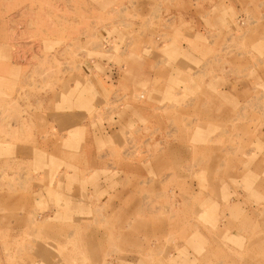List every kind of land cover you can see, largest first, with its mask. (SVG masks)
I'll list each match as a JSON object with an SVG mask.
<instances>
[{
  "label": "rangeland",
  "instance_id": "rangeland-1",
  "mask_svg": "<svg viewBox=\"0 0 264 264\" xmlns=\"http://www.w3.org/2000/svg\"><path fill=\"white\" fill-rule=\"evenodd\" d=\"M201 1L0 0V191L9 185L0 197V264H264V0L205 13L209 33L178 17ZM101 43L117 61L155 53L182 75L161 87L139 81L130 101L143 106L154 95L163 113L153 124L132 112L138 121L118 128L120 144L93 147L100 162L81 157L74 131H61L72 139L63 142L68 156L53 154L56 144L37 137L55 131L33 129L19 95L37 97L40 124L50 113L42 102L56 92L62 105L87 99L90 119L101 121L95 91L57 87L78 72L76 62L101 58ZM118 73L107 72V81ZM196 75L225 83L230 114L222 113L224 95L208 104L216 112L198 106ZM111 105L110 120L119 101ZM20 133L38 153L33 162L14 158ZM13 158L19 166L9 172ZM152 158L151 174L144 169ZM98 167L108 177H97Z\"/></svg>",
  "mask_w": 264,
  "mask_h": 264
},
{
  "label": "crops",
  "instance_id": "crops-1",
  "mask_svg": "<svg viewBox=\"0 0 264 264\" xmlns=\"http://www.w3.org/2000/svg\"><path fill=\"white\" fill-rule=\"evenodd\" d=\"M222 3H223V6L226 7V11L228 10L227 11L228 13H231V12L234 13L232 10V0H210V1L207 0V1L198 2L196 5L194 3L193 5L195 7L193 11L185 10L178 17L182 18L185 22H191L192 24H195V23L198 24L200 26V29H203L205 33H209L211 29L209 28V26L208 27L206 26V23L204 19L202 18L203 17L205 18V13H212V11L216 7L218 6L222 7ZM229 4H231V6ZM206 5L208 6L207 8L208 10L203 11L204 6ZM195 30L198 31L197 28H195ZM191 31L193 32V30ZM166 35L169 38L171 33L167 32ZM99 39L102 40L101 38ZM101 44H102L101 48L97 49V52L95 53H97L98 56L101 57L102 59L99 58L98 60H95V61L84 59L82 60L81 64H78L76 62L77 65L75 64V62H70L68 63V66L79 67L78 72H74V70L71 69L67 72L66 75L64 76L62 75L60 79L57 80L59 81V84L57 85L58 88H62L63 84L64 86H70V88L73 87L74 85H78L79 87H88L91 89L92 92L95 91L96 99L99 101L97 105V109L100 112L102 111L101 116H100L102 118L101 121L90 119L88 115L89 107H87L88 106L87 99L81 98L80 102L75 103L74 100L68 97L65 104L62 105L60 101V97L57 95V92H56L55 96L52 93L50 94L47 104L45 102H42V105L44 106L47 105V107L50 108L49 109L50 113L48 117L47 115L43 116V117L46 116L45 117L46 122H43L42 124H40L38 122H42V120L37 122L38 117L41 116L40 113H37L39 111L38 110L39 102L36 103L37 97H32V96L30 97L29 94L28 95L23 94L22 96L19 95V99L21 100L19 101L21 103L26 101L25 108H31L29 112L30 114L29 118H31L32 122H34L33 129L39 130L38 128L44 125L45 127L41 129L42 134H43V131H45L44 128L47 129L46 131H49L51 129L55 131V133L53 134V137L51 134H47L48 136L44 137L42 135L38 136V134L36 133V135L39 137V138L37 137V139L42 140L41 141L42 145H47L49 147H53V146L55 147V144H56V148L54 149L48 148L52 150L50 152L51 153L53 152V154L56 153L57 155L60 154V155L68 156L67 154H69V151H67V149L63 147V142H64V139L66 138H68L69 141H72V139L70 138L71 134L69 131H74L77 133L79 140H80L79 154L81 153V157L83 155L85 157L84 159H87L90 162L93 160H95L96 162H100L101 159L99 158L97 153H94L93 147L95 148L97 145L100 144V142H103L105 144L106 142H108L107 141L108 139H111V141L113 140L112 144L114 145H116L117 142H119L120 144L121 139L118 138V135H117V133L119 132L118 128L121 126L125 128L126 124L130 122L138 121L137 118L134 117L132 112L138 115H141V114L147 115L148 117H150L151 123L153 124H155L154 122H156V120L153 118L152 115L157 114L158 110H161L160 112L163 113V109H162L163 106L158 107V105H156L157 101L155 100L154 95L153 96L151 95L152 101L144 102L143 106L130 101L131 99L129 97H131V92L135 89V87H137V85H142L140 84L139 81L140 80L145 81L144 85L146 87H153V85L154 87L158 85H160L161 87V85L167 86L170 80L173 81V79L175 80V78H179L182 75V74H179L178 77H175L174 70L170 69V67L174 66V64L169 63L167 60L158 57L154 52H153L154 55H151L148 57H142L140 62L133 63L131 62V60L133 59V57H131L132 54H128L129 53L128 51L127 54L129 55V60L124 62V58L120 56V58H123V59H120L119 61H117L116 53L112 50L108 52V47L107 46L104 47L105 45L103 43ZM142 49L143 48H141V50ZM106 57L110 59H105ZM69 61L71 60L69 59ZM117 63H119V65ZM122 65L124 66L119 67ZM116 69L119 70V73H118L119 77H117V79H115L113 83L108 82L106 78V73L111 70H116ZM122 69H124V72L121 73ZM198 78H199V75H196L194 79L195 87L198 86V92H199L196 98L198 106L205 105L204 103H207L206 107H208V111L216 112V108L211 107L208 104H213V105L218 104V98L220 99L221 96L224 95L225 108L222 113L228 112L230 114V112H232V107L231 105H226L227 104L226 99L227 97H232V94L231 93L228 94L229 91L227 90L225 83L223 84L222 81L218 79V77H214V78L206 77L204 78L202 82ZM231 92H232V87H231ZM118 101H119V107L117 110L112 111L113 118L110 120L108 116L109 114L106 113L108 112L107 108L108 106H112L111 105L112 103H116ZM202 101L204 102L202 103ZM120 102H123V103L126 102L129 104V106L125 107L124 105H121ZM69 106H71L73 109H68ZM57 107H63V109H58ZM105 114H107V116ZM149 114H151V116ZM53 119H59L60 124L62 125L59 126L56 123L54 124ZM166 121H167L166 119H164V121L162 119V128L165 127ZM19 125H20L19 127L22 133L23 125L21 123H19ZM26 125L30 126L31 124L26 123ZM62 130L64 131V133L66 132L70 135L68 137H66L67 135L66 136L64 135L62 137L63 135L61 132ZM102 131H104L105 136H100L101 133H103ZM21 133L18 134V136L16 137V144H15L16 150H14V156H15L14 158L17 162L18 161L25 162V160L27 162H33L35 159V154H38V153L35 151V149H32L31 151L25 147L24 145L25 139L23 136H21ZM32 135H34V132H32ZM60 135L62 137L61 140L59 139L60 137H58ZM38 140L36 141V143L38 142ZM34 144H35V141H34ZM166 144H167V147L171 145V143L169 144L168 142ZM51 153H48V154H51ZM14 158L6 161L7 164L5 165L6 167L4 168H7L9 172H11L12 170L15 171V168L19 166V164L12 163V161H15ZM159 158H160L159 161L162 164L168 163L169 154L162 153ZM153 160L154 158L150 160L149 168L144 169V171L152 174L154 170L153 168L154 165L152 163ZM157 160L155 162H157ZM97 169H99L97 170L98 172L97 177H100V178L108 177V175L104 173L103 175H100L99 172H101V170L99 167ZM86 176H87V173L85 174V177ZM26 177L27 176H24L25 179ZM8 186L9 185L6 186L3 184L1 187L2 189L0 191V197L3 195V199L5 197V193H4L5 190H7V193H9ZM15 190L20 192L22 190V187L19 186Z\"/></svg>",
  "mask_w": 264,
  "mask_h": 264
}]
</instances>
